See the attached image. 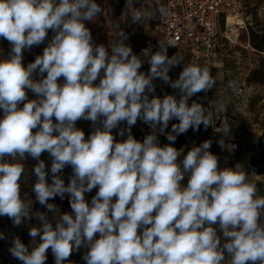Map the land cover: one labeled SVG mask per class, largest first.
I'll return each mask as SVG.
<instances>
[{"label":"clouds","instance_id":"9594fccd","mask_svg":"<svg viewBox=\"0 0 264 264\" xmlns=\"http://www.w3.org/2000/svg\"><path fill=\"white\" fill-rule=\"evenodd\" d=\"M125 7L133 23L170 15L159 0L151 11L135 7L134 0H126ZM103 12L95 0H0V38L11 45L8 57L0 59V216L15 226L33 217L41 222L29 230L31 250L16 237L11 255L22 264H45L51 248L55 264H64L83 246L89 249L87 264H264V196L257 183L239 164L221 169L209 140L186 154L173 146L179 135L213 126L214 112L226 111L223 101L188 104L193 95L215 87L210 67L169 57L171 40L154 53L149 46L136 55L121 30L109 53L84 23ZM49 30L54 35L43 54L25 67L24 50L43 43ZM145 62L147 74L139 71ZM181 62L183 70L173 81L169 71ZM37 70L39 80L33 78ZM155 78L179 89L181 98L150 100L145 93L154 91ZM227 86L234 89L236 83ZM26 89L37 99L28 100ZM80 119L92 122L87 139L75 126ZM138 119L152 129L142 142L131 134ZM173 119L179 122L166 132ZM125 121L129 134L117 142L112 130ZM220 133L230 137L228 122ZM158 135L169 144L161 146ZM220 143L225 146L223 139ZM45 151L52 158L51 183L40 161L32 191L56 214L55 227L21 198L22 161L26 154L39 160ZM66 166L72 168L67 185L61 176ZM94 188L89 203L85 193ZM66 194L72 213L60 214L48 201ZM215 225L226 239L222 246Z\"/></svg>","mask_w":264,"mask_h":264},{"label":"crops","instance_id":"0c3cea01","mask_svg":"<svg viewBox=\"0 0 264 264\" xmlns=\"http://www.w3.org/2000/svg\"><path fill=\"white\" fill-rule=\"evenodd\" d=\"M239 1L240 10L237 13H229L228 15H223L221 17V30L223 34L218 43V56L211 62H202L200 64H207L209 67L213 65L216 66V68L220 69L223 65H225L227 61L226 58L235 57L234 52H236V54H240V50H229V47H235V44L239 45L242 53H246L250 56L251 62L260 63V58L264 57V0ZM164 2L165 0H159L160 5H162ZM156 3L157 0H137V3L136 0H134L135 7H144L148 11H151ZM123 12L124 17L128 19L127 28H130L129 30L132 34H127L128 39L125 41V43L131 46V48L135 51L133 53L136 54L137 52L135 48L139 45V43L145 44L148 39H152L155 37L154 25L157 21V15L146 23L141 24L139 22L133 23L131 18L127 15L126 9ZM225 29L227 30L225 31ZM53 35L54 33L49 30L47 37L43 43L38 46H33L31 49L24 50L22 64L25 67H27L29 63L34 62L37 56L43 54L44 48L51 41ZM92 38L93 41H95L93 36ZM10 51V43L6 39L0 38V59L8 57ZM257 53L261 55H257ZM235 58L237 59L234 62L238 64V66L236 67V71L234 72L235 80L244 81L245 83H247L246 81L249 80V84L258 82L251 77L250 79H248V76H250V74H252L251 76L254 77V75L257 74L258 71L256 70L257 72L255 71V73H252L251 69V72L247 73V70H242L241 66L239 67V65L245 64L244 60H241L238 55H236ZM144 69L146 73H148L150 65L146 63ZM181 71L182 68L178 67V65L170 69V79L173 81L176 80L179 77ZM46 75L47 74L44 73V76ZM101 75H103V72L101 73ZM33 78L36 80H39L41 78L38 70L37 72L33 73ZM63 83L64 78H58V84L62 85ZM98 83L99 78L97 79V81H94V84ZM153 85L154 89L158 88L162 90L166 96L172 95L176 98L177 95H181L179 89H173L170 84L165 83L159 78H155L153 80ZM26 92L28 100L37 99L36 94L31 90L26 89ZM225 92H229L231 94H234L235 96L238 93V96H243L244 98H247L249 95V91L247 90V88L240 87L231 89L230 91L228 89L224 90L213 88L207 93L200 92L193 95L192 97L198 99L199 103L206 107L211 106V104L217 101H223L224 104H229L227 103V101L222 99ZM145 94L149 95L150 92L146 91ZM233 102V119H225L224 121H220L218 119V116H216L217 114L214 112L213 126L210 125L207 129H205L204 126L201 125L198 131H193V129L190 128L184 134L186 142L183 146V149L186 154V152L190 150L194 145L198 146L206 140L211 141V147L209 151L218 157L219 167L223 169L225 167H235L237 164L241 165V167L249 175V179L257 183V187L259 189L258 195L264 196V174H258L256 169L250 163L251 155L259 149L258 140L259 136L262 134L264 119H259V122V120L257 119H250L247 118L246 115H242L241 111L244 99L238 98ZM262 110L264 111V108ZM2 111L3 110L0 109V118H2ZM178 122L179 121L175 119L171 120L169 122L168 128L165 131H171L172 124ZM225 122H228L230 124V137H227L226 139L223 137L222 133H220L223 130V125ZM75 126L85 133V139H87L94 131L92 122L89 120L80 119L76 122ZM146 127V123H144L140 119L137 120L136 128L142 131L143 137L149 134ZM258 127L259 130L257 132ZM121 129H124L123 136L119 134ZM112 134L114 135L117 142L126 139L128 133L125 130V122H122L120 125H118L117 128H114L112 130ZM134 138L137 139L136 137ZM222 139L224 140V147H221L220 142ZM179 159H182V157H180ZM5 160H9L7 156L5 157ZM187 182L188 175L185 176L184 180L181 183L186 187ZM97 191L98 188H94L90 192V197L88 200L89 203L91 202L92 197L95 196ZM21 198L30 200L32 202V212L45 213L49 220L53 223V227H55V221L53 220V216L56 215L55 213L49 212L46 206H42L38 201H36V197L25 193L22 190ZM115 199L116 198L114 197L113 201H115ZM48 202L55 204L60 214L72 213V209L66 208L62 203L50 200ZM40 223V221L33 217L32 219H25L21 225L15 226L13 224V221L9 217L0 216V233H3L5 237L4 239H0V264H22V262L14 258L9 251L10 247L12 246V240L13 238L18 237L26 246L29 247V250H31L32 237H30L29 235V230L32 227H39ZM215 227H217V235L221 237L222 246L226 242V239L222 237V233L219 231L218 225H215ZM96 238H99L98 233L96 234ZM36 242H40L39 237L36 238ZM88 250V248L82 246L78 251H73L68 260L64 262V264H87L83 257ZM225 255L227 257V253H225ZM46 257L47 258L45 264H55V258L51 248L48 249Z\"/></svg>","mask_w":264,"mask_h":264},{"label":"rangeland","instance_id":"374dc122","mask_svg":"<svg viewBox=\"0 0 264 264\" xmlns=\"http://www.w3.org/2000/svg\"><path fill=\"white\" fill-rule=\"evenodd\" d=\"M95 2L104 10L103 13L99 14L97 17H95L92 21H85V26L90 30L91 35L94 37V42L96 44H103L106 48H111V44L115 43L116 39V32L117 31H123L126 34L132 35L130 32V28H127V22L128 19L124 17V10L126 9V0H95ZM137 3V0H136ZM227 29H225L226 31ZM223 34V33H222ZM230 40V39H229ZM238 40V39H236ZM238 43V42H237ZM237 45V46H236ZM146 45L139 43V45L135 48L136 52L138 53L142 48H144ZM133 52L134 49H132ZM229 50L232 51H239L240 54H236L234 52V56L238 55L241 60H244L245 64L239 65L241 66L242 70H247L245 72L255 73L257 74L252 77L248 76L247 78L250 79L253 78L257 80L258 82L249 84V80H247L245 83L244 81L235 80L234 78V72L236 71V67L238 64H236L234 61L237 59L235 57L226 58L227 61L225 65H223L220 69L216 68V66H211L210 71L211 74L216 79V85L214 88L219 89H228L229 91L233 88H229L227 85L229 81H235L236 86L235 88H247L249 91V95L247 98H244L243 96H238L237 93L236 96L234 94H231L229 92H225L223 96V100L227 101L229 104H225L226 111L220 114H217L218 119L220 121L233 119V110L232 106L234 105V100H237L238 98L244 99V103L242 104V115H246L247 118L250 119H264V111L262 110L264 108V57L260 58V63H254L251 62L250 56L246 53H242L241 48H239L238 44H235L234 46H230ZM135 54V53H134ZM257 55H261L258 54ZM229 59V60H228ZM262 59V60H261ZM183 62H181L178 67L182 68L183 70ZM252 69V70H251ZM251 70V71H250ZM245 80V78H244ZM204 106V105H203ZM19 107H23V104L19 105ZM206 107V106H205ZM244 113V114H243ZM2 118H3V111H2ZM217 119V118H215ZM55 117H53V123H56ZM260 122V120H259ZM38 129H33V133H35ZM259 130V127L257 128V132ZM55 134V133H54ZM8 159H10L8 157ZM43 161L46 165V171H48L47 180L49 183H51V164H52V158L49 155L47 151L43 152L39 158V160L33 159L31 156H28L26 154V158L22 161V163L25 166V173L21 178V188L24 187L25 191L29 193L30 195H36L32 188L37 180V177L34 174V167L40 162ZM72 175V168L70 166H66L63 170L61 176L64 179L65 184L67 185L69 182V177ZM90 192L85 193V199L86 201L89 200ZM50 201H55L58 203H62L65 205L66 208L71 209L70 203H69V197L66 194L65 198L61 200L59 196L55 197L54 199H50Z\"/></svg>","mask_w":264,"mask_h":264},{"label":"built area","instance_id":"2783aa9c","mask_svg":"<svg viewBox=\"0 0 264 264\" xmlns=\"http://www.w3.org/2000/svg\"><path fill=\"white\" fill-rule=\"evenodd\" d=\"M169 9V16L157 15L155 37L148 39L145 47L153 53L160 43L169 40L167 54L182 56L185 63H208L218 56V43L222 36L221 17L240 10L239 0H165L161 5ZM142 48L136 55H140ZM111 53V48H107ZM143 59V57H142ZM145 62L139 71L146 73ZM147 74V73H146Z\"/></svg>","mask_w":264,"mask_h":264},{"label":"trees","instance_id":"16d2710c","mask_svg":"<svg viewBox=\"0 0 264 264\" xmlns=\"http://www.w3.org/2000/svg\"><path fill=\"white\" fill-rule=\"evenodd\" d=\"M165 96L166 95L164 94V92L158 88H155L154 91L150 92V94L148 95L150 100L152 98L163 99ZM180 98H181V95L176 96L177 100H179ZM193 102L199 103L198 99L191 97L188 100L189 106H191V104ZM127 128H128V126H127V123L125 121V130L126 131H127ZM146 128H147L148 133L150 134L152 129L148 125ZM127 133H128V131H127ZM131 134L141 142L144 139L142 131L136 128V124L131 127ZM158 140H159V143L161 144V146L169 144V141L167 140L165 135H158ZM185 142H186L185 135L181 134L177 137L173 146L176 147L177 149H181V148H183ZM258 146H259L258 151L254 152L250 157V163L256 169L258 174H264V127L262 130V134L259 136ZM21 190L23 192L27 193L23 186H22ZM34 197H36V195H34Z\"/></svg>","mask_w":264,"mask_h":264},{"label":"bare ground","instance_id":"6f19581e","mask_svg":"<svg viewBox=\"0 0 264 264\" xmlns=\"http://www.w3.org/2000/svg\"><path fill=\"white\" fill-rule=\"evenodd\" d=\"M147 48V47H146Z\"/></svg>","mask_w":264,"mask_h":264}]
</instances>
